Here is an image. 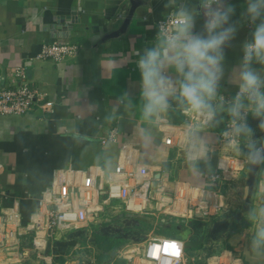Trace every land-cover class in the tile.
Masks as SVG:
<instances>
[{
  "label": "crops",
  "instance_id": "obj_1",
  "mask_svg": "<svg viewBox=\"0 0 264 264\" xmlns=\"http://www.w3.org/2000/svg\"><path fill=\"white\" fill-rule=\"evenodd\" d=\"M230 2L236 8L232 19L239 23L236 37L225 46L226 71L242 60V45L251 39L253 27L241 15L246 0ZM185 3L198 5V0H0V84L11 82L13 69L26 64L29 83L45 100L53 101L49 111L35 108L24 115H0V164L4 166L0 188L10 197H19L25 218L56 170H91L96 176L101 170L111 171L123 143L131 145L135 160L150 170L157 190L171 192L177 180L205 186L204 174L216 165L218 134L229 117L223 109L237 89L222 83L214 101L220 109L218 116L223 118L217 125L206 123L176 99L170 100V109L159 119L145 121L136 87L135 52L150 43L162 16ZM74 8L79 21L67 36L69 28L59 18L68 17ZM201 24L202 18H198L197 30ZM52 41L76 42L80 51L60 62L35 59L40 45ZM163 119L190 127L183 148L164 144L158 125ZM195 119L204 124H195ZM249 122L257 139L264 142V129L251 117ZM111 131L116 132L115 139H109ZM221 192L224 196L218 198L227 205L219 216L220 225L210 230L214 238L209 236L201 242L210 253L205 254L201 246L189 250L182 264H201L202 256L230 246L241 254L244 264H264V246L253 245L257 230L264 227V163L258 169L252 195L244 177L234 185L223 186ZM9 196L3 199L4 204L10 203ZM229 214L237 215L235 228L233 220L226 222ZM143 217L154 225L164 219ZM184 224L189 229L186 241L191 239L193 228ZM83 230L50 239L46 264L121 262L115 254L123 242L108 244L102 252L96 248L100 239L93 241L91 234L85 240L80 238ZM150 233H154L152 228ZM29 264L44 263L33 258Z\"/></svg>",
  "mask_w": 264,
  "mask_h": 264
},
{
  "label": "built area",
  "instance_id": "obj_2",
  "mask_svg": "<svg viewBox=\"0 0 264 264\" xmlns=\"http://www.w3.org/2000/svg\"><path fill=\"white\" fill-rule=\"evenodd\" d=\"M79 51L76 42L52 41L40 45L35 59L60 62L75 57ZM26 66L14 68L11 82L0 84V115L51 109L53 101L45 100L41 91L29 83ZM230 121L229 116L218 134L216 165L205 172L203 187L177 180L171 192L157 190L150 170L135 160L132 146L123 143L111 171L101 170L96 176L91 170H56L35 199V207L27 218L19 197H10L0 188V264H29L33 258L46 264L50 239L72 230L91 228L119 213L157 215L172 222H212L227 205L221 200L224 196L221 188L234 185L247 174L248 158L239 151L242 138L232 135ZM196 123L204 124L198 119ZM158 125L165 145L184 147L189 126L174 125L164 119ZM115 137L116 132L111 131L109 139ZM3 169L0 164V174ZM8 196L10 203L4 204L3 199ZM185 246L184 239L150 233L142 241L124 242L115 254L121 262L110 264H182ZM203 259V264H244L241 254L229 248Z\"/></svg>",
  "mask_w": 264,
  "mask_h": 264
},
{
  "label": "clouds",
  "instance_id": "obj_3",
  "mask_svg": "<svg viewBox=\"0 0 264 264\" xmlns=\"http://www.w3.org/2000/svg\"><path fill=\"white\" fill-rule=\"evenodd\" d=\"M246 5L241 15L253 27L238 65L226 71L225 46L238 31L239 21L232 19L235 6L230 0H198V5L185 3L162 16L150 43L135 52L136 87L145 121L159 119L176 99L206 123L218 125L223 118L214 101L226 81L237 89L223 109L231 117V133L243 138L239 151L257 165L264 163V142L257 139L249 117L264 129V0H246ZM253 245L264 246V227L257 230Z\"/></svg>",
  "mask_w": 264,
  "mask_h": 264
},
{
  "label": "water",
  "instance_id": "obj_4",
  "mask_svg": "<svg viewBox=\"0 0 264 264\" xmlns=\"http://www.w3.org/2000/svg\"><path fill=\"white\" fill-rule=\"evenodd\" d=\"M76 14L78 13H77V10L74 8L72 9L68 17L59 18V21H63V23L67 26V28H69V33L67 34V36H70V29L72 28L73 24L79 21L78 16ZM65 25L63 27H65ZM61 36H65V35L63 34ZM260 164L252 165L248 159V168H247L245 182L249 187V196L252 195L253 193L252 190L255 185V180H256V176H257V172L260 167ZM235 217H237V215H235ZM143 219H144L143 216L119 213L115 217L106 219L105 223L100 222L92 229H84L82 231L83 237L91 234V239L95 241L96 237L99 236L100 243L96 246V248L102 252L104 248H107V246H109L108 245L109 243L107 244V241L105 243V240L113 239V240H120V241L123 240L125 242L126 241L139 242V241H142L147 236V232H142L143 229L141 226L143 225H141V220ZM178 222L179 221L172 222L167 219H162V221L159 222V225L164 223L166 227L170 228L173 223H178ZM209 223L212 225L211 228L215 230V228L220 225V218L218 217L215 221L208 222V224ZM121 245H118L116 247V250ZM85 252L86 254H88L87 253L88 250Z\"/></svg>",
  "mask_w": 264,
  "mask_h": 264
},
{
  "label": "trees",
  "instance_id": "obj_5",
  "mask_svg": "<svg viewBox=\"0 0 264 264\" xmlns=\"http://www.w3.org/2000/svg\"><path fill=\"white\" fill-rule=\"evenodd\" d=\"M143 220L146 221V218L143 219ZM232 220H233V226L235 228L237 226L236 217L235 216L232 217L229 214V218H227L226 222L229 223L231 221V223H232ZM193 222L198 223V224L193 226V227L191 226L192 228L195 229V231L194 232L192 231L193 234H191V239L190 240H186V246H185V251L186 252H188L190 249H192V250L199 249L200 245L203 243L202 239L204 240V239H206L209 236H213L212 232L210 231L211 230L210 226H206V223L197 222V221H191V223H193ZM179 223H177V224L174 223L175 224V229L177 230V232L172 233V228H173V225H172L171 228H166L165 229L166 230V232H165L166 234L165 235H170V236L186 239L185 237H186L189 229L184 227L181 230L182 226H180ZM156 225H159V224H156ZM193 225H194V223H193ZM206 227H208V228H206ZM162 233L163 232H159V233H156V234H162ZM196 241H197L198 244L193 243V242H196ZM230 247H232V246H230ZM231 249H233V248H231ZM203 258H205V256ZM203 260L204 259H202L201 264H203Z\"/></svg>",
  "mask_w": 264,
  "mask_h": 264
},
{
  "label": "rangeland",
  "instance_id": "obj_6",
  "mask_svg": "<svg viewBox=\"0 0 264 264\" xmlns=\"http://www.w3.org/2000/svg\"><path fill=\"white\" fill-rule=\"evenodd\" d=\"M113 202H116V201H113ZM179 223V222H178ZM193 223H194V225H193ZM193 223H191V222H188V224H189V226L191 227H193V226H195V225H197L198 223H195V222H193ZM175 224H177V223H175ZM175 224L173 223L172 225H173V228H172V233H175V232H177V230L175 229ZM141 225H143V226H141L142 227V229H143V231L142 232H148V230L149 229H153L154 230V233H159V232H163L162 234H166L165 232H166V226L164 225V224H161V225H154L153 223H151V222H149V221H145V220H141ZM154 225V226H153ZM179 225L180 226H182V228H181V230L185 227V224H184V222H182V221H180V223H179ZM186 228V227H185ZM141 229V230H142ZM211 229V228H210ZM140 230V229H139ZM192 231L194 232L195 231V229L193 228L192 229ZM211 231H212V229H211ZM192 232V233H193ZM82 238H84V240H85V237H83V236H81ZM96 239H100V237L99 236H97L96 237ZM207 239V238H206ZM106 241H107V244L109 243V244H115V243H117V242H119L120 240H105V243H106ZM202 241H203V239H202ZM120 242H125V241H120ZM202 245V244H201ZM200 245V246H201ZM201 248H203L204 249V253L205 254H208V253H210V250H209V247H202L201 246ZM190 251H192V249H190ZM186 253H188V252H186ZM187 255V254H186ZM202 257H204V256H202ZM203 259V258H202ZM184 261H185V259H184Z\"/></svg>",
  "mask_w": 264,
  "mask_h": 264
},
{
  "label": "flooded vegetation",
  "instance_id": "obj_7",
  "mask_svg": "<svg viewBox=\"0 0 264 264\" xmlns=\"http://www.w3.org/2000/svg\"><path fill=\"white\" fill-rule=\"evenodd\" d=\"M213 230V229H212ZM80 238H82V237H80ZM212 238H214L213 236H212Z\"/></svg>",
  "mask_w": 264,
  "mask_h": 264
}]
</instances>
